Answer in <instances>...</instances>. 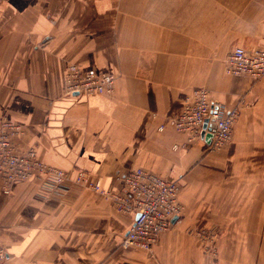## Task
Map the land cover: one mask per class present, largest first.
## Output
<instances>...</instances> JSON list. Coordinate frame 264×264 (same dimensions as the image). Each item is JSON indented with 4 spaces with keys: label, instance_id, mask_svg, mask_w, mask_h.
<instances>
[{
    "label": "crops",
    "instance_id": "obj_1",
    "mask_svg": "<svg viewBox=\"0 0 264 264\" xmlns=\"http://www.w3.org/2000/svg\"><path fill=\"white\" fill-rule=\"evenodd\" d=\"M236 47H264V0H0V121L22 127L20 150L106 189L142 168L177 182L184 207L147 252L122 245L134 215L99 193L26 181L6 196L0 180V264H264V77L227 74ZM70 65L115 75L113 93L66 95ZM197 88L240 107L220 153L159 130ZM204 228L224 233L217 257Z\"/></svg>",
    "mask_w": 264,
    "mask_h": 264
},
{
    "label": "built area",
    "instance_id": "obj_2",
    "mask_svg": "<svg viewBox=\"0 0 264 264\" xmlns=\"http://www.w3.org/2000/svg\"><path fill=\"white\" fill-rule=\"evenodd\" d=\"M226 72L231 76H247L252 79L264 77V47L247 52L236 47L225 60ZM116 76L109 73L83 71L76 65L67 68L64 93L68 96L111 95ZM240 115V107L227 108L210 99L205 88H197L185 94L183 108L179 115L159 126L166 125L186 136L187 146L205 141L212 135L208 149L219 151L232 139L233 127ZM206 125V127H204ZM23 134L19 124L9 120L0 121V180L4 195L10 196L18 182L37 181L43 197L67 190L68 182L99 193L109 199L118 212L134 215L122 245L150 252L159 237L180 222L183 205L179 200V184L148 172L134 169L118 176L120 190L106 189L100 181L83 171H77L72 178L70 172L44 163L35 148L20 150L16 139ZM177 218L176 223L173 219ZM214 249V245H210ZM8 253L0 247V263Z\"/></svg>",
    "mask_w": 264,
    "mask_h": 264
},
{
    "label": "rangeland",
    "instance_id": "obj_3",
    "mask_svg": "<svg viewBox=\"0 0 264 264\" xmlns=\"http://www.w3.org/2000/svg\"><path fill=\"white\" fill-rule=\"evenodd\" d=\"M222 150V149H221ZM210 151L208 149L209 153H220V151ZM184 211V209H183ZM183 216V212L181 214V217ZM198 237L201 238L204 241V253L208 256V257H217L218 256V250L216 248V244L222 239V237L224 236V233H219L216 231H210L209 229H202L197 231ZM214 245V249L210 248V245ZM3 249H5L4 247H1ZM6 250V249H5ZM7 251V250H6ZM4 262V261H3ZM1 262V263H3Z\"/></svg>",
    "mask_w": 264,
    "mask_h": 264
},
{
    "label": "water",
    "instance_id": "obj_4",
    "mask_svg": "<svg viewBox=\"0 0 264 264\" xmlns=\"http://www.w3.org/2000/svg\"><path fill=\"white\" fill-rule=\"evenodd\" d=\"M204 127H206V125H204ZM211 138H212V135H210V134L207 135L206 136V142L210 143ZM176 221H177V218L173 219V223H176Z\"/></svg>",
    "mask_w": 264,
    "mask_h": 264
}]
</instances>
